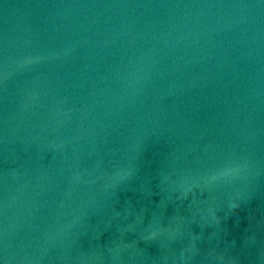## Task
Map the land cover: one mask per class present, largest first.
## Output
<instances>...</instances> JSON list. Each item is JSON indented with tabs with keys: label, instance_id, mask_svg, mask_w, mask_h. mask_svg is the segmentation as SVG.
<instances>
[{
	"label": "water",
	"instance_id": "95a60500",
	"mask_svg": "<svg viewBox=\"0 0 264 264\" xmlns=\"http://www.w3.org/2000/svg\"><path fill=\"white\" fill-rule=\"evenodd\" d=\"M0 264H264V0H0Z\"/></svg>",
	"mask_w": 264,
	"mask_h": 264
}]
</instances>
